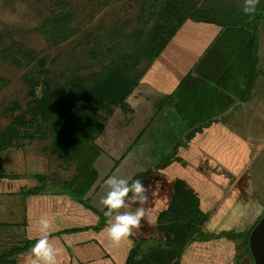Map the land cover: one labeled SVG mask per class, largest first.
<instances>
[{
    "label": "rangeland",
    "instance_id": "rangeland-1",
    "mask_svg": "<svg viewBox=\"0 0 264 264\" xmlns=\"http://www.w3.org/2000/svg\"><path fill=\"white\" fill-rule=\"evenodd\" d=\"M167 1L171 0H0V134L13 120L30 118L45 97L50 95L52 102L72 94L69 86L75 76L89 80L100 73L104 64H110L109 57L119 51L120 42L125 41L121 39L142 29L147 32L159 14L170 12ZM196 1L200 12L219 3L245 6V0ZM253 30V19L244 27L225 29L188 19L127 97L133 111L125 114L117 107L113 115L101 112L109 122L97 139L104 153L95 163L100 177L89 192L92 203L103 207L102 199L111 191L104 184L108 177L129 182L150 174L141 181L147 189L146 202L141 204L131 193L111 221L141 207L149 210V219L156 217L153 224L142 219L139 232L118 244L109 238L107 225L100 231H63L96 225L99 217L67 194L56 193L61 189L53 180L72 178L77 164L52 155L48 135L23 124L7 142L0 140V255L47 235L49 243L61 249L57 264H84L89 257L80 255L83 250H91L90 257L103 258L96 264H126L136 241L144 239L135 255L137 264L149 245L163 242L168 234L174 236L166 228L168 218L161 220L159 215L171 202L175 178L183 175L190 177L189 185L203 197L205 211H212L207 230L244 231L262 219L264 17L259 25L258 78L250 100L242 101L252 73ZM146 64L142 62L140 69ZM167 94L171 97L158 110ZM213 119L226 126L225 138L215 147L203 148L200 142L189 151L190 145H183L187 132ZM231 132L242 142L233 140ZM175 154L180 159L165 169L157 168ZM37 174L47 176L43 182L48 188L36 195L22 193V188L37 184ZM219 205L220 212H216ZM41 216L51 222L46 231H41ZM239 243L225 237L195 241L166 264H255L242 255ZM75 244L82 248L76 249ZM32 246L15 255L14 264L35 258L30 254Z\"/></svg>",
    "mask_w": 264,
    "mask_h": 264
},
{
    "label": "trees",
    "instance_id": "trees-1",
    "mask_svg": "<svg viewBox=\"0 0 264 264\" xmlns=\"http://www.w3.org/2000/svg\"><path fill=\"white\" fill-rule=\"evenodd\" d=\"M170 7H172L169 10L170 12L159 14V18L147 32L142 29L140 33L130 36L128 39L127 37L121 39V41H125L120 42L119 51L115 53V57L112 55L109 57L110 64H104L101 72L92 75V79L86 80L75 76L76 80L72 81L74 84L69 86L72 94H69L65 99L56 97L52 99V102L50 101V95L45 97L42 104H39L32 111L30 118L20 117L18 120H13L5 132L0 134V140L5 143L9 138L17 135L18 125L36 126L43 135L49 136L51 141L49 148L52 155L63 159L66 163L75 162L77 164L76 172L72 178L53 180V184L61 189L56 193L67 194L72 200L94 211L99 218L96 225L65 229L64 232H78L89 229L100 231L119 210H113L110 217H105L104 212L108 209L104 205L101 207L102 209H99L92 203L91 195H89L90 190L100 177V172L95 163L100 155L104 153V149L98 144L97 139L109 122L108 118H104L101 112L113 115L117 107L125 114L133 111L127 102V97L132 94L142 78H146L144 76L155 64L156 59L161 56L188 19L217 24L222 29L244 27L249 19H253L252 73L247 89L242 96V101H249L251 98V90L258 78L259 25L264 17V0H260L254 14H246L244 12L245 6L241 8L223 5L222 3L212 7L210 11L200 12L196 0L167 1V9H170ZM142 62H147V64L143 69H140ZM186 77L187 75L182 82ZM170 95L167 94L162 100L163 102L161 101L158 104V110L166 104L171 97ZM219 120L213 119L201 122L190 129L185 136L186 141L183 145L185 147L191 146L192 140L197 134L203 133L205 129ZM145 130L139 134L137 141ZM178 159L180 158L177 154L166 157L161 164L157 165V168L165 169L167 165ZM149 175L144 174L142 179L139 180L142 181ZM35 178L37 184L22 188V193L36 195L48 188L46 183L43 182L47 178L46 175L37 174ZM134 180H137V177L131 179L128 185L130 186ZM130 195L131 193H129ZM128 197L125 198V202ZM211 213L212 211L207 212L202 209L198 192L185 179L175 178L171 202L167 209L159 215L161 220L168 218L166 228L172 231L174 236L168 234L163 242L157 245H149L137 264H166L168 261L180 256L187 245L192 242L209 241L224 237L240 242L239 247L244 249L242 255H248L255 263L250 248V235L261 218L244 231L242 229H223L215 233L207 230L205 226ZM39 239L29 240L26 246L14 247L3 252L0 255V264H14L13 257L26 252ZM144 243V239L136 241V247L132 250L126 264L135 263V255L138 254L137 249H142Z\"/></svg>",
    "mask_w": 264,
    "mask_h": 264
},
{
    "label": "clouds",
    "instance_id": "clouds-1",
    "mask_svg": "<svg viewBox=\"0 0 264 264\" xmlns=\"http://www.w3.org/2000/svg\"><path fill=\"white\" fill-rule=\"evenodd\" d=\"M259 3L260 0H245L244 12L246 14H254ZM104 184L111 186V191L102 199V204L108 209V211L104 212L105 217H110L113 210L124 207L125 198L129 196V193H133V199L139 198L141 204H144L147 200L144 195L147 189L138 179L134 180L129 186L125 179L117 180L110 176L104 181ZM142 219H146L149 224H153L156 221L155 216L149 219V210L143 207L138 208L135 213L126 212L116 215L114 222L111 220L107 221L106 231L109 238L118 244L121 240L134 236L141 228ZM39 224L41 231H46L51 226L47 216H41ZM134 230L136 231L134 232ZM60 252L61 249L54 248L49 243L48 236L43 235L32 246L30 254L35 258L29 259L28 257L27 264H39L40 261H43L44 264H57L56 257Z\"/></svg>",
    "mask_w": 264,
    "mask_h": 264
},
{
    "label": "crops",
    "instance_id": "crops-1",
    "mask_svg": "<svg viewBox=\"0 0 264 264\" xmlns=\"http://www.w3.org/2000/svg\"><path fill=\"white\" fill-rule=\"evenodd\" d=\"M149 74V73H148ZM222 121H218V122H215V123H213V125H211V127H209V128H207V129H205L204 130V132L203 133H199V134H197V136L192 140V143H191V148H190V150L189 151H192V148H194V146L192 147V145H198L200 142H202V144H203V148L205 147V146H207V145H209V147H215L216 145V143L218 142V140H223L224 138H225V136L227 135V132L225 131V129H227L226 128V126L225 125H221L220 123H221ZM222 124H224L223 122H222ZM229 135H233V137H234V134H232V132H231V134L230 133H228ZM233 140H235V141H237V140H239V142H242V140L243 139H241V138H239V137H234V139ZM210 143V144H209ZM189 149V148H188ZM214 150V149H213ZM242 152H243V150H242ZM223 153V152H222ZM222 153H221V155H222ZM236 154H235V157L236 158H239V156L241 155H239V153L236 151L235 152ZM224 157V159L228 162V158L227 157H225V155L223 156ZM230 162V161H229ZM224 163H226V162H224ZM173 167H174V165H173ZM183 172H184V170H183ZM180 178H183V179H185L187 182H191L190 181V177H187L186 175H183V177H181L180 176ZM225 190V189H224ZM224 193H226V190L225 191H223L222 192V194H224ZM229 194H232V192L231 193H229ZM226 195V194H225ZM199 197H200V199H201V204H202V209L203 210H208L207 208H205V206H204V202H203V197L199 194ZM225 197L226 196H224L223 198L225 199ZM98 201L100 200V199H97ZM127 202V201H126ZM221 205V204H220ZM216 206L215 207V210L217 209V207H218V211H216V212H220V210L219 209H221V207L222 206ZM211 210V209H210ZM214 210V211H215ZM213 211V212H214ZM216 212H214V213H216ZM213 213V214H214ZM214 217H216V215H213ZM213 217V218H214ZM76 249L77 248H82V245H77V244H75V246H74ZM90 253V255L92 254V251L91 250H83V252H80V255H82V256H84V258L86 259V257H89V258H87L86 260V262H84V264H90V263H92V264H96L97 263V260H101V259H103V258H101V256L99 255H95V256H88V254ZM93 257H95V258H93ZM93 259H95V261H93ZM81 260V259H80ZM82 261V260H81ZM88 262V263H87Z\"/></svg>",
    "mask_w": 264,
    "mask_h": 264
},
{
    "label": "water",
    "instance_id": "water-1",
    "mask_svg": "<svg viewBox=\"0 0 264 264\" xmlns=\"http://www.w3.org/2000/svg\"><path fill=\"white\" fill-rule=\"evenodd\" d=\"M250 248L256 264H264V217L252 230Z\"/></svg>",
    "mask_w": 264,
    "mask_h": 264
}]
</instances>
